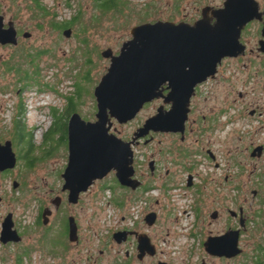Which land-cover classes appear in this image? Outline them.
<instances>
[{"label":"flooded vegetation","instance_id":"af4514ba","mask_svg":"<svg viewBox=\"0 0 264 264\" xmlns=\"http://www.w3.org/2000/svg\"><path fill=\"white\" fill-rule=\"evenodd\" d=\"M119 2L121 6H129L127 0ZM227 2L234 48L230 55L221 58L212 75L195 86L181 133L150 131L131 143L132 179L139 182V186L136 189L121 186L115 172L111 171L102 180L95 181L88 191L80 193L75 204L69 203V193L62 191L61 180L58 189L48 188L46 197L28 188L37 195L32 200L35 205L20 206L24 214L29 210L34 213L32 220L19 221L15 211L7 210L0 217V234L3 220L11 214L13 230L20 238L19 242H0V249L6 251L4 257L15 253V258L11 259H14L13 264H18L21 255L22 262L24 259L31 262L32 259L26 258L39 253L49 256L43 258L45 264H102L105 251L100 249L93 254L87 249V225L83 226L78 219L81 213L74 214L76 207L82 211L84 196L100 192L103 198L108 193V206L119 208L132 203V207L141 203L131 226H125L130 214L127 212L108 232L109 248H123L122 253L119 249L115 251L113 264H145L147 261L169 264L156 260L160 251L151 242L149 231L165 209L161 210V203L149 193L158 190L170 198L171 192L178 190L179 201L184 203L180 216L181 237L188 253L195 258L191 264H264V0H166L164 9L155 7L156 0H138L132 13L134 11L140 21L135 26L157 21L193 26L203 21L215 27L223 20L220 15ZM59 23L57 12L47 8L44 0H28L23 7L15 6L12 0H0V77L25 85L27 80L22 78L28 74L31 79L35 77V85H41L43 68L40 64L45 51L49 50L42 43L38 44L42 33L36 37L33 31L42 32L46 27L58 36ZM167 87L168 84H163L159 91L167 95ZM193 99L200 106L193 105ZM209 99L214 100L213 106H202ZM155 103L149 117L155 116L160 108L165 111L171 108V104H164L163 99L158 98L142 109ZM111 121L110 133L115 135L114 125L121 127L129 123L121 125ZM143 123L128 138H119L132 142L134 133ZM6 141L0 140V144ZM146 145L150 147L148 155L138 164L134 150ZM10 172L12 170L0 174L7 176ZM14 183L18 186L16 181ZM151 198L154 205L143 212ZM149 214L155 215L151 226L145 220ZM71 218L76 227L74 241L69 237ZM115 232L126 233V237L121 236V242L117 243L113 238ZM137 235H146L154 248L153 255L146 250L139 257ZM211 243L215 252L223 255L209 252L214 251L208 247ZM41 257L39 255L40 260Z\"/></svg>","mask_w":264,"mask_h":264},{"label":"rangeland","instance_id":"374dc122","mask_svg":"<svg viewBox=\"0 0 264 264\" xmlns=\"http://www.w3.org/2000/svg\"><path fill=\"white\" fill-rule=\"evenodd\" d=\"M26 1L12 0L13 4L19 7L26 5L28 0ZM44 1L47 8L57 12L60 22L70 20L79 10L82 15L77 22L78 24L71 28V34L68 38L62 35V31H59L57 36L55 32L47 31L46 27L42 32L33 31L36 37L42 33V40L38 38V44L42 43L43 47L49 50L48 53L45 51L40 64L43 68L42 83L47 81L50 86L54 85L57 90L56 94L46 91L39 93L35 84L24 89V86L18 85L14 79L0 77V140L11 142L12 151L18 160L17 166L12 169L9 175L0 174V198L3 201L0 202V217L2 218L6 210L15 211L18 220L26 221V223L32 220L34 213L29 210L28 213L24 214L25 212L20 205L25 203L35 205L32 202L37 196L34 195V191L46 197L45 192L48 188L56 190L59 180L63 181L61 175L67 164L68 146L67 130L64 136L62 125L66 121L68 112L66 97L71 96L75 91L73 84L77 82V95L81 97L76 99L77 106L73 107L72 114L77 113L86 122L92 121L93 118L95 119L94 114L96 113L93 90L109 66V59L101 57L100 53L109 49L114 55H117L122 44L130 38V29L140 22L135 12L132 13V9L138 0H127L129 6H121L120 13L109 12L99 15V18L94 0H70L69 7L65 5L66 0ZM164 2L166 0H156L155 7L164 9ZM93 15L98 19H95ZM26 16L30 18V15L27 14ZM155 16L157 15L155 14ZM28 22L27 25L29 26L30 20ZM84 26L86 29L82 32L81 28ZM83 38L87 39V45H83ZM87 49L90 52L92 65H86L85 52ZM41 103H47L50 107L40 112L38 106H41ZM192 104L200 106L196 99H193ZM213 104L214 100L209 99L204 104L202 103V106H213ZM156 105L157 103L142 109L137 117L126 126L114 125L117 128L116 135L123 139L128 138L136 127L150 118L149 116L153 112L152 106ZM51 108L56 109V112L54 111V124L53 116L49 113ZM17 123H21V126L18 125V127ZM48 131L49 133L46 134ZM149 150L148 145L134 150L138 164L144 162ZM144 170V172L147 171L146 165ZM176 172L177 175H180L178 170ZM14 181L18 183L15 189L12 186ZM28 188H32L33 192L29 191ZM178 194V190L171 192L169 198L158 190L149 193L150 197L157 198L161 203L159 206L160 208L162 206L161 210L165 209L164 212H160L158 222L149 232L151 233V242L160 251L156 260L165 261L169 264H191L195 258L188 253V247L183 245L184 240L181 237L183 222L180 216L181 206L184 203L179 201ZM102 195L99 192L96 195L87 194V197L84 196L82 211L76 207L74 214L81 213L82 216H78V219L81 220L83 226L87 225V249L92 250L93 254L97 250H104L102 264H113L112 256L119 247L117 246L113 250L109 248L108 232L111 227L114 228V218L110 219V215L114 211L118 217L125 215L130 212L132 203L122 209L112 204H109L108 207ZM150 205H154L153 199L147 207H144L143 212L147 211ZM83 226L82 229H84ZM119 250L122 253L123 248ZM3 252L6 251L0 249V264H13L14 259L11 258H15V253H11L6 258ZM39 255L42 256L41 260ZM48 257L39 253L30 254L26 259L30 258L32 261L25 262L24 259L22 264H45L43 258ZM150 263V261L145 262V264Z\"/></svg>","mask_w":264,"mask_h":264},{"label":"water","instance_id":"95a60500","mask_svg":"<svg viewBox=\"0 0 264 264\" xmlns=\"http://www.w3.org/2000/svg\"><path fill=\"white\" fill-rule=\"evenodd\" d=\"M229 7L227 2L220 15L223 20L215 27L203 21L193 26L162 21L145 23L130 29V39L122 44L117 55L109 49L100 53L101 57L109 59V66L93 90L95 121L86 122L74 113L67 122L68 157L61 179L62 191L69 193V203H77L80 193L88 191L95 181L102 180L111 171L115 172L121 186L132 189L139 186V182L132 179L131 143L150 131L182 132L195 86L212 75L221 58L230 55L234 48ZM70 34L71 29L62 31L65 38ZM163 84H168L167 95L159 91ZM158 98H162L164 104H171V108L168 111L160 108L155 116L148 118L134 133L132 142L110 133L111 120L126 124L145 104ZM16 162L11 142L0 144V172L12 170ZM16 187L14 183L13 188ZM145 220L151 226L155 215L149 214ZM71 221L69 237L74 241L76 227L72 218ZM121 236L126 237V233L113 234L117 243L121 242ZM137 239L139 257L146 250L150 255L155 253L146 235H137ZM19 241L13 230L12 216L8 214L1 225L0 242ZM234 246L237 249L235 243ZM208 247L214 250L212 243ZM209 252L223 255L215 250Z\"/></svg>","mask_w":264,"mask_h":264},{"label":"trees","instance_id":"16d2710c","mask_svg":"<svg viewBox=\"0 0 264 264\" xmlns=\"http://www.w3.org/2000/svg\"><path fill=\"white\" fill-rule=\"evenodd\" d=\"M66 2H67L66 6L69 7V5H68L69 0H66ZM94 6L96 7L95 9L98 11V15H97L98 18H99V15L101 16V15L107 14L109 12L120 13V10L122 8L121 7V3L119 2V0H94ZM81 15H82V13L79 10L78 13L74 17H72L70 20H68L66 22H60L59 23V31L61 32L63 29H66V28H68V29L73 28L74 25L78 24L77 22H78V20H79V18H80ZM94 18L95 19H98L96 16H94ZM81 29H82V32H84L86 28L84 26ZM82 42H83V45H87V39L86 38H83L82 39ZM85 55H86V59H85L86 60V65L87 64L88 65H92V60L90 58V52H89L88 49H87V52H85ZM86 75H87V73H86ZM82 76H83V73H82ZM88 77H89V72H88ZM22 79H24L25 81L27 80L26 84L25 85L23 84V86L28 87V88H30L32 85H34L35 84V81H36L35 80V77H33L31 79V77L28 74H26L25 75V78H22ZM21 81H23V80H19V82H21ZM31 81L33 82V84H31ZM76 83L77 82H75V84H73V86L75 87L74 88L75 89L74 93H72L71 96L66 97V102H67L66 104H68V112L66 114V121L62 125V127L64 128V131H63L64 136H65V131L67 130L66 123L68 121V118L70 117V115L74 111V108L73 107L77 106L75 101H76V99H79L81 97L80 95H77V89H76V85L77 84ZM35 86L37 87V89L39 90V92L46 91V92H51V93H54V94H56V92H57V90L55 89L54 85L53 86H50V84H48L47 81L46 82L43 81L42 85H38V86L35 85ZM54 111L56 112V109H54V108H51V112L49 110V113H51V115L53 116V124L55 122ZM20 124L17 123V126L18 125L21 126ZM49 131L46 132V134H48ZM46 134H45V136H46ZM120 206H122V205H120ZM122 208L123 207H119V209H122ZM22 256L23 255H21V257H19L20 260L18 261V264H22L21 263L22 262Z\"/></svg>","mask_w":264,"mask_h":264},{"label":"built area","instance_id":"2783aa9c","mask_svg":"<svg viewBox=\"0 0 264 264\" xmlns=\"http://www.w3.org/2000/svg\"><path fill=\"white\" fill-rule=\"evenodd\" d=\"M43 105H47L46 104H43L41 103V106ZM108 199V196L106 195L103 200L106 204V201ZM108 206V205H106ZM109 207V206H108ZM141 208V203H137V204H134L131 208H130V214H129V218L125 220V226H131L133 224V222L137 219V215L139 214V210ZM109 209V208H108ZM111 218H114V226H116V224L118 223V221L120 220V217L116 216V214L113 212L111 215H110V219ZM110 221V220H109ZM112 222V221H110Z\"/></svg>","mask_w":264,"mask_h":264}]
</instances>
